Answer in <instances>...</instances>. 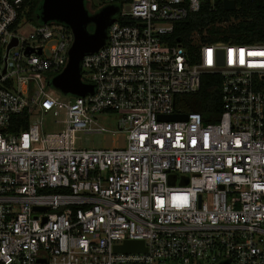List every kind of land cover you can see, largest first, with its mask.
I'll return each instance as SVG.
<instances>
[{
  "label": "built area",
  "instance_id": "built-area-1",
  "mask_svg": "<svg viewBox=\"0 0 264 264\" xmlns=\"http://www.w3.org/2000/svg\"><path fill=\"white\" fill-rule=\"evenodd\" d=\"M217 1L123 0L81 61L93 92L74 96L51 85L71 28L19 33L23 0H0V264H264V55H249L264 44L172 37ZM206 75L220 76L215 122L177 107ZM107 113L126 147H84L78 134L107 132ZM174 113L188 117L160 119ZM127 240L145 250H115Z\"/></svg>",
  "mask_w": 264,
  "mask_h": 264
},
{
  "label": "trees",
  "instance_id": "trees-1",
  "mask_svg": "<svg viewBox=\"0 0 264 264\" xmlns=\"http://www.w3.org/2000/svg\"><path fill=\"white\" fill-rule=\"evenodd\" d=\"M41 2L23 0L20 18L25 16L28 21L39 23ZM122 3L123 0L115 2L119 8ZM217 6L218 10L214 12L205 4L200 11L176 22L172 37H180L189 48H193L190 42L195 40L207 43L231 41L236 44H264V0H236L234 10H225L222 0L217 1ZM220 91V76L206 75L200 91L177 97V107L183 112L200 113L206 122L218 121L222 113ZM23 126L27 124L23 122ZM13 130L16 131V127Z\"/></svg>",
  "mask_w": 264,
  "mask_h": 264
},
{
  "label": "water",
  "instance_id": "water-1",
  "mask_svg": "<svg viewBox=\"0 0 264 264\" xmlns=\"http://www.w3.org/2000/svg\"><path fill=\"white\" fill-rule=\"evenodd\" d=\"M225 10H234L236 0H223ZM118 6H108L90 14L86 7V0H42L38 13V19L42 23L50 21L64 23L69 26L74 34V41L69 50V59L64 70L51 80V85L66 95L85 96L93 92V86L84 84L81 78V61L86 54L94 53L105 45L107 40V29L114 22L118 13ZM94 24V30L90 31L88 26ZM181 38H178L180 41ZM14 42L9 45H15ZM5 72V70H4ZM187 114H169L161 116L165 120L187 119ZM185 184L188 178H185ZM36 209L45 210L44 207ZM116 251L137 252L143 251L144 242L138 240H127L121 245L115 246ZM223 261L219 264H228ZM202 264V263H201Z\"/></svg>",
  "mask_w": 264,
  "mask_h": 264
},
{
  "label": "rangeland",
  "instance_id": "rangeland-1",
  "mask_svg": "<svg viewBox=\"0 0 264 264\" xmlns=\"http://www.w3.org/2000/svg\"><path fill=\"white\" fill-rule=\"evenodd\" d=\"M88 5L93 11H99L100 5L97 0H88ZM25 16L22 17L21 24L18 32L23 34H29L32 30V26ZM36 24V22H32ZM89 26L94 30V24L90 23ZM66 98H71V96H66ZM53 121L57 119H63L64 115L55 113L52 116ZM99 123L105 127L108 131L99 133H79L81 136V144L86 148H105V149H115V148H125L127 145V136L125 132L118 131V120L119 114L117 113H107L100 114L98 117ZM47 131L61 130L65 126L63 124L54 126L53 122L49 119L47 120ZM115 132V133H114Z\"/></svg>",
  "mask_w": 264,
  "mask_h": 264
},
{
  "label": "flooded vegetation",
  "instance_id": "flooded-vegetation-1",
  "mask_svg": "<svg viewBox=\"0 0 264 264\" xmlns=\"http://www.w3.org/2000/svg\"><path fill=\"white\" fill-rule=\"evenodd\" d=\"M88 0H86V7H87V9L89 10V12H90V14H94V13H96L97 11H93V9H90L89 8V5H88ZM110 7V6H117L115 3H112V4H110V5H107L106 7ZM88 29L90 30V31H93L92 29H91V27L90 26H88Z\"/></svg>",
  "mask_w": 264,
  "mask_h": 264
},
{
  "label": "snow or ice",
  "instance_id": "snow-or-ice-1",
  "mask_svg": "<svg viewBox=\"0 0 264 264\" xmlns=\"http://www.w3.org/2000/svg\"><path fill=\"white\" fill-rule=\"evenodd\" d=\"M249 55H264V53H249ZM241 63H243V50H241Z\"/></svg>",
  "mask_w": 264,
  "mask_h": 264
}]
</instances>
